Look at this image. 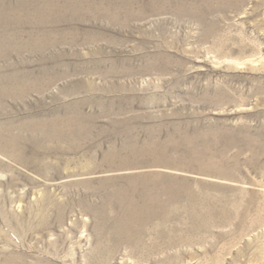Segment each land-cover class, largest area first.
<instances>
[{"label": "rangeland", "instance_id": "374dc122", "mask_svg": "<svg viewBox=\"0 0 264 264\" xmlns=\"http://www.w3.org/2000/svg\"><path fill=\"white\" fill-rule=\"evenodd\" d=\"M82 3L0 0V264H264V0Z\"/></svg>", "mask_w": 264, "mask_h": 264}, {"label": "bare ground", "instance_id": "6f19581e", "mask_svg": "<svg viewBox=\"0 0 264 264\" xmlns=\"http://www.w3.org/2000/svg\"><path fill=\"white\" fill-rule=\"evenodd\" d=\"M60 1H62V2H60ZM69 1V2H68ZM83 1H86V0H52V2H54V3H63L64 5H65V9L63 10L64 12L66 11V9H71L70 11H74V13L75 14H77V15H81L80 17V20H78L77 18V20L79 21V22H77V23H79V25H81L82 27H84V28H88L89 26H85L84 25V23L83 22H85L84 20L88 17H85V18H82L83 17V15H84V13H83V10H85V11H87L86 9H88L86 6H84V3H82ZM90 1H92V2H94L95 0H90ZM58 5V4H57ZM86 5V4H85ZM54 8V7H53ZM59 8V7H58ZM90 8V7H89ZM55 12H56V9L54 10ZM58 11V10H57ZM89 11L91 12V11H93V9L91 10V8L89 9ZM59 12V11H58ZM57 12V13H58ZM67 12V11H66ZM60 13V12H59ZM68 14H69V12H67ZM70 13H73V12H70ZM73 13V14H74ZM64 14V13H63ZM73 17V16H72ZM7 20L6 19H3V18H0V24H2V25H0L1 27H0V49L1 48H4V46L5 45H7L6 43L9 41L8 40V31H9V29L8 30H6L9 26H7L6 24L7 23H9V22H6ZM11 24V23H10ZM88 25V24H87ZM7 27V28H6ZM54 31V30H53ZM83 31H85V29L83 30ZM11 33V32H10ZM13 34V33H12ZM11 36V35H10ZM49 38V37H48ZM47 38V39H48ZM36 39V38H35ZM45 40V39H44ZM33 41H35V40H33ZM73 41V40H72ZM36 42V41H35ZM50 42V41H49ZM75 42V41H74ZM16 43V42H15ZM17 44V43H16ZM16 46V45H15ZM41 46V45H40ZM9 47V46H8ZM7 47V48H8ZM12 47V46H11ZM33 47H35V46H33ZM6 48V49H7ZM16 49V48H15ZM8 51V50H7ZM6 50H5V53L7 52ZM4 51H3V49H2V55L3 54H5V53H3ZM7 54V53H6ZM5 57H7V55L5 56ZM2 60V59H1ZM53 60V59H52ZM97 62V61H96ZM81 63V62H80ZM56 66V65H55ZM105 66V63L103 62V61H98L96 64H95V67H96V69H98V68H100V67H104ZM92 64H91V61L89 60V61H87V62H85V64H82V65H78V66H75V67H70V70H71V72L73 73H75L76 75H82V74H84V75H90L91 74V72H93L92 71ZM56 72H58V69H56ZM7 75V74H6ZM9 77V76H8ZM2 78H3V76H2ZM25 78V77H24ZM7 80H9V79H7ZM11 80V79H10ZM9 80V81H10ZM2 81H4V79H2ZM0 82H1V80H0ZM4 82H7V81H4ZM10 83V82H9ZM9 83H8V85H6L7 83H4L5 85V87L6 86H9ZM1 86V85H0ZM4 87V88H5ZM7 88V87H6ZM2 91V90H1ZM4 91H6V93L8 92L6 89H4ZM3 92V91H2ZM8 94V93H7ZM3 95H4V93H3ZM3 95H1L0 97H3ZM4 98V97H3ZM1 100H3L2 98H1ZM4 132H6L5 130H3ZM1 134V133H0ZM2 135V134H1ZM0 135V136H1ZM7 136V135H6ZM3 137V136H2ZM2 137H0V139L2 138Z\"/></svg>", "mask_w": 264, "mask_h": 264}]
</instances>
